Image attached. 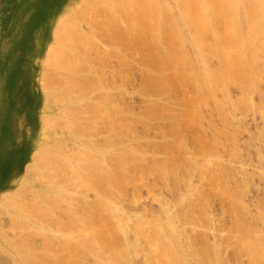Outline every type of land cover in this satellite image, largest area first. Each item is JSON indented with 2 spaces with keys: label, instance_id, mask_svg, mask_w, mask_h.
Here are the masks:
<instances>
[{
  "label": "rangeland",
  "instance_id": "obj_1",
  "mask_svg": "<svg viewBox=\"0 0 264 264\" xmlns=\"http://www.w3.org/2000/svg\"><path fill=\"white\" fill-rule=\"evenodd\" d=\"M98 1L101 2V0H95V2L92 0L94 4L91 3V5H94V11V8L91 9L92 7L88 6L90 4L86 5L90 0L87 2L86 0H0V264H78L80 261H82L80 262L81 264H98L96 256L91 255V258L85 252L83 258H78L80 253L78 248L80 245L82 247L85 245L84 250L86 252L92 249L94 245H101L103 240L107 244L118 248L117 251L128 248L121 234L117 232L118 230L115 231L116 218L107 216L108 213L103 210L106 208L97 209L93 207L96 211L95 213L93 212L92 206L97 201L96 197H94V191L91 190V186L84 185V181L82 184V180H77L79 184H75L76 179L71 181V175L73 173L70 174L72 171L69 168L67 170L68 164L64 162L66 158H70L69 155L71 152H73L72 154L75 153V155L74 157L71 155L73 158L70 159L75 161L76 150L81 151L76 149V137H74L75 133H72V129L74 131L77 130L76 132L78 133L80 129L81 131L85 129L83 132L88 133L90 129L92 130L94 128L92 131L94 133L98 132L95 138H97L96 141L98 140L100 145L104 141L102 138L106 137L103 133L105 129L108 130L110 126L114 127V125L118 129L115 130L118 133L115 132L117 135L114 132L111 134L109 131V134L113 135V137H110L114 141L113 144H116H112L114 146H112V149H114L115 156L119 158L120 163H125V169L120 171L121 167L119 165L121 164L115 156L113 157L116 163L112 164L113 167L109 165L112 168V174L115 173L112 175L114 182L117 183V186L120 183L119 185L124 190L121 188L119 190L122 192V197L121 194L118 195L119 191L116 184V191L113 185L111 189L115 191H112V194L114 192V198L112 199L113 201H110H115L116 204L119 203L117 206L121 209L120 213L123 218L126 214L125 217L129 221L128 232L130 233L131 230L133 232L135 231V234L130 233L131 236H129L131 237V239L129 238L130 241L133 239V243H129V247H133V250L136 251V255L138 256H134L136 257L134 258L135 264H264V57L259 58V60L257 59V62L254 63L255 73H257V76L261 75L262 77L258 76L260 80L255 87L249 88L250 86H247L248 88L245 87L243 89L241 84H237V82L232 83L231 81L227 84L228 86L217 90L214 94V96L216 95L215 97H210L205 92L202 95V91L200 93L199 87L197 88L198 85L195 79L190 78L189 80H184L180 77L178 79L172 77L173 74L175 76L176 74L178 76L182 74L184 72L183 68L182 71L178 69L179 67L171 68L172 70L170 71L167 68L168 70H164L163 72V69L166 68L162 67L163 69L161 68L160 70L159 67L158 69L153 64L154 59H156L154 58L155 56L168 57V46L165 48L164 41L167 42L168 40L173 41V38L176 39L172 33L173 37L170 33H167L166 28L162 29V32L166 30V34L161 33L163 35L165 34L164 37L168 38L169 35L171 36L169 37L170 39L165 38L164 41V37L162 38L161 36V39L160 36H157L160 34H157V30L155 31L157 38L153 34V39L144 37L146 34L143 32L144 29H140L143 32L142 35H139L141 33H139L140 30L138 31L137 28L134 29L135 32L138 31L137 34H133L134 36L129 34L131 32L128 34L124 33L123 29L126 30L128 26H131L129 24L131 20L128 23L129 18H126V16H129L127 15L129 12L127 11L126 13L125 10L127 6L124 7L125 11L121 8L123 10L122 12V10L119 11V7L113 6L118 0H114L115 2H112V0H102V5ZM110 1L113 4L112 6L114 8L116 7L117 12L111 6ZM161 1L164 2L165 0ZM167 1L173 6L174 11L176 9V13H172V17H170L171 13L167 15L169 18H173V15L175 17L181 9H177V2L175 0ZM106 2L107 5L109 3V7H107ZM172 2H174V5ZM165 3L167 4L166 1ZM165 3L162 5H165ZM79 4L81 5L80 7L78 6ZM104 5H106V9L103 8ZM162 5L160 7L156 5L158 10L161 9ZM110 7L115 12L110 11V14L109 12L107 13ZM139 7L143 9L145 6L143 8L142 6ZM150 7L147 6V10ZM153 7L157 11V7L155 8L154 5ZM103 9H105V13ZM140 9L138 8L134 12L138 11L139 13ZM144 9L143 13L140 10V14H147ZM153 9H149V12L152 13L153 11L154 13ZM128 10L130 11V8ZM161 10L166 9L163 7ZM119 12H122L120 14L121 16L118 15ZM131 12L134 16L132 10ZM168 12V10L164 11L165 14H169ZM106 13L107 15H105ZM112 13L114 17L118 15L115 19L111 17L115 22L109 17L112 16ZM138 13H135V20L140 15ZM158 13L165 15L161 11ZM179 13L178 17L182 19L181 12ZM132 14L130 13V15ZM149 15L150 13H148ZM142 16H139L142 18L140 22L145 20ZM69 17H73V20L76 21L75 23L78 26L81 24L79 27L82 28V30L78 28L80 29L77 30L78 32L73 31V40L68 37L70 39L67 41L70 43L69 45L72 44L74 46V49L78 45L79 49H77L81 50L80 52L83 54L82 59H85V63L81 64L84 66H82L83 71L81 73H75V75H82L81 77H83L86 74H91L87 75L86 78L84 76L83 80H81L82 82L78 80L81 83V87H79L82 88L80 90L78 87V89L82 93L87 94L88 86L84 89L85 91L87 90L86 92H83V86L85 84L87 85L90 81L89 84L93 83L94 80L96 81V84H94L95 82L93 83L94 85L105 84L104 86L106 87L107 84V86H111L105 89L102 86L103 90H98V92L93 91L94 93L89 89V92L92 94L87 95V100L73 102L72 108L73 105H76L75 107L77 109L79 106L78 110L81 112L79 113V118L77 115L78 110L74 109V107L73 109L77 111L76 113L74 110L72 112V108L69 106L71 105L70 103L56 106L49 102L50 99L47 102L49 88H46V85H44L46 81L43 82L44 84L42 83L43 80L50 79L49 77L51 76L53 78V76L66 75L63 73L64 70L61 67L62 70L59 67L56 68L58 65L53 66V61L50 60L53 64L50 66L49 63L48 65L47 62L49 59L47 55L49 52L48 48L50 49L52 44H57L55 34L59 26L61 27V20ZM79 17L81 19L83 17V20ZM164 17L160 16L158 18L164 22ZM125 18L128 20L127 23ZM161 18L163 19L161 20ZM169 18L167 17L168 21ZM170 20V23H172V19ZM168 21L165 23L167 24ZM175 21L176 19L173 24L177 27L178 25L175 24ZM179 21L177 20L176 22ZM223 21V26L219 25L220 27L218 26V29L224 27L226 21ZM87 22L90 23L87 25ZM106 23H110L111 25H107L113 27V30H110L111 27H108ZM170 23L168 27L165 25L172 32L174 25H171L173 27L171 29ZM182 23V21L179 22L180 26ZM113 24L116 25L115 28ZM104 27L108 32H106L107 30ZM118 29L123 33L119 32ZM95 30L97 31L95 32ZM99 31H101V34H99ZM75 32L81 38L75 36L77 35ZM83 32L87 35H84ZM151 32L149 33L148 31L147 33L151 35ZM186 32L187 37L192 38V34L189 33L191 31L186 29ZM97 33L98 37L96 38L95 35ZM115 33L119 36L117 34L115 35ZM103 34L104 36H102ZM109 34H111V37L114 36L111 38ZM122 34L126 35L124 36ZM209 35L208 37L211 40L213 37ZM206 36L207 33L205 34V38ZM105 37L110 38L107 39ZM143 37L152 39V41L150 42L149 39L144 40ZM158 37L162 40H160V46L158 45ZM154 40L158 42L157 45L153 43ZM118 41L120 45L117 43ZM172 41H168L174 43L168 49H170V52L176 53L171 48H174V45L177 44ZM96 42H98V46ZM143 42L145 43L144 45ZM75 43L77 44L75 45ZM67 45L66 43L63 44V48L74 52L72 50L73 46L70 49ZM190 45L191 41H188L183 46V51H181L186 52V56L188 53L187 57H192L194 55L193 52L195 53L193 46ZM102 51L106 53L105 57ZM77 53L79 52L77 51ZM73 54L71 55V59L73 58L74 61L75 57ZM193 57L190 59H193ZM45 58L48 60L45 61ZM68 58L66 59L68 60ZM218 61V58L211 60L210 65L215 66L212 68L216 69L219 67ZM85 65L87 71H85ZM87 65H90V68H87ZM47 70L48 72H46ZM164 73L166 76H164ZM169 74L171 75L170 77ZM157 75L159 76L157 78L159 80H162V78H170L171 81L169 80L168 86L166 85L164 87L162 85L164 83L156 79ZM78 77V79L81 78L80 76ZM87 77H90L89 80ZM96 77L100 78V83L97 82ZM151 78L155 79L153 80ZM85 79L88 81L85 82ZM122 84L123 96L120 94L122 92V88L120 87ZM169 86L172 88H168ZM65 88L63 87L64 90ZM119 89L121 91H119L120 93L118 92ZM109 90L114 94L112 93L111 95ZM106 91H109L108 94L110 93L109 95H111L108 97L113 96L112 101L111 98L107 100L103 97H96L102 96V92L105 93ZM99 92H101V95H98L100 94ZM89 97L91 99L93 97L94 99L91 100ZM214 99L220 102H217V104ZM99 100L101 103L104 102L101 104ZM94 104L96 105L94 106ZM68 106L71 109L67 108ZM91 106L95 108L92 110ZM106 106L119 107L117 109L120 110L121 108L124 113H118L119 111L115 109L117 111L115 112L116 116L114 114L113 117L114 120L116 119L115 122L110 118H99L97 109L104 111L103 107ZM99 107L102 108L100 109ZM62 108V112H58ZM66 108L67 110L69 109L68 112H71L72 115H68ZM89 109L91 111H87ZM93 111L94 113L96 112L97 118L94 117L95 114L92 113ZM64 112L67 113V116L65 114V116L62 115ZM73 113L77 118H75ZM91 113L92 115L94 114L93 117H91ZM81 114L83 115L81 116ZM84 114H86L87 119ZM48 117H53L57 120L52 118L56 122L51 121L53 125L57 124L56 126L54 125L55 127L53 125L46 126L45 122ZM64 118H67V120ZM71 119L76 121L80 119L78 124L73 125H77L76 127H70L72 122L76 123V121L71 122ZM42 120L45 121L43 122ZM107 120H112L114 125L108 126L106 124ZM97 121H99L100 125H96L98 123ZM57 122L60 123L58 124ZM79 122L83 123L84 126L81 123L80 126ZM118 123H120L119 127L122 123L124 125L122 124V127L119 128ZM105 125L108 127H104ZM88 128L90 129L88 130ZM69 130L72 133L71 135H69V132H66ZM81 131L80 133L82 134ZM39 148L40 150L47 151L49 165L55 169L53 175L59 178L57 181H61L63 178L64 180L62 181L68 186H65V188L71 191H75L77 188L80 192L83 190L82 193L77 192L78 195L73 192L74 196L72 195L73 193H70L72 195H69L71 201L78 200L77 202L74 201L75 204L70 203V201L69 203L72 204L70 206L67 203L68 201L65 202L66 204L64 201H59L58 203L55 202L56 204L51 203V206L49 205L47 207L48 210L44 208L46 206L36 205V195L33 193V189H39L40 186L38 187L36 183L40 178L45 180L44 178H47L46 176L48 174L44 177L43 175L45 173L41 172L43 170H40L39 167V171L37 170L36 173L41 172V174L37 173L31 177L33 174L31 172L33 171L28 173L26 167L28 164L35 163L33 158L36 150L38 151ZM57 149L58 151L61 150L63 154H59ZM65 149L66 151L68 150V155L65 154L67 153ZM70 149L76 150L74 152V150L71 151ZM56 151L61 158L57 159V155L54 153ZM95 151L99 156L102 153L101 148ZM79 153L82 154L83 152ZM114 153L110 155L112 156ZM63 157H65L63 160L64 164H60ZM182 157L183 159H181ZM101 163L103 164L104 162ZM59 164L61 165L60 167L62 165L66 166V170H64V167L60 169ZM104 164L107 165V163ZM113 168L116 170H113ZM62 170H64V173L70 170L71 172L66 175L69 176L70 174L71 177H64ZM50 176L49 179L51 178ZM38 177L40 178L38 179ZM52 178V182L53 180L55 182V177ZM41 179L40 181H42ZM69 183L70 185H68ZM77 184L78 187L76 186ZM70 186L77 188H73L72 190V188H69ZM31 188H33L32 192ZM46 188L49 189L51 186L48 185ZM68 189L67 191L64 190L66 196L69 192ZM86 189L88 192L85 191ZM68 197L66 200H69ZM110 197L112 198V195ZM115 198L118 203L114 200ZM68 204L70 207L66 206ZM75 214L77 215L75 216ZM92 216L94 217L92 218ZM108 217L110 218L108 219ZM90 221L95 223L96 227ZM104 223L111 225L108 227ZM168 224H171V226L167 228L169 226ZM136 231L139 232V236L136 235L138 234ZM117 234H120V236ZM166 237H173V239L168 241ZM99 238H101L100 242H98ZM135 239L136 241L139 240L138 244H136ZM88 247L92 248L89 249ZM103 248L105 249L104 252L107 251L108 253L107 257L110 258V250H107L109 248ZM113 251L116 250H112L111 253ZM103 254L105 255V253Z\"/></svg>",
  "mask_w": 264,
  "mask_h": 264
},
{
  "label": "bare ground",
  "instance_id": "obj_2",
  "mask_svg": "<svg viewBox=\"0 0 264 264\" xmlns=\"http://www.w3.org/2000/svg\"><path fill=\"white\" fill-rule=\"evenodd\" d=\"M88 0H86V2H87ZM94 2H95V0H93ZM117 1V0H116ZM165 1L167 2V4L165 3ZM164 2H160V0H118L117 2H115L114 0H112V2H115L114 4L115 5H113L112 4V2H111V6L113 5V6H116V7H119L118 9H119V11L120 10H124L125 8V6H127V9H125L126 10V13H127V11L129 12V14L127 13V15H129V16H126V18H129V21L126 19L125 21H126V23H127V21H128V23L130 22V20H131V22L129 23L131 26L129 27V29H128V27L126 28V27H124V28H126V30L125 29H123V31H124V33H129V32H131V33H129L130 35H133V34H137V32L140 30V29H144L143 30V32H145L144 34H145V36L144 37H150V38H154V37H156L157 38V36H160V38H161V36H162V38L165 36V32H166V30H167V33L169 34H173L174 35V37H176V39L175 38H173L174 40L172 41V40H168V41H172V42H175V44H177V45H174L173 47L174 48H171L172 50L174 49L175 50V52L176 53H172V51L170 52V49H168L169 48V46L171 47V44H174V43H170V42H166V41H164L165 40V38H167V37H164V39H163V41L165 42V44H164V46L166 45V47L165 48H167V46H168V48H167V50H168V57H167V55H166V53H165V56L167 57V58H163V57H154V58H156V59H154V66L156 67V68H160V70H161V68L163 67V68H166V69H163V72H164V70H168L169 69V71L170 70H172L171 68H178L180 71H182V68H183V73L182 74H180L179 76H178V74H176V72H175V74H176V76L174 75H172V77L174 78V77H176V79H178L179 77L180 78H183L184 80H189L190 78L191 79H195L196 80V84L198 85L197 86V88L199 87V89H200V93H201V91H202V95H203V93L205 92L206 94L208 93V95L210 96V97H215L214 96V94L217 92V90H220V89H223L225 86H228L227 84H229V82H231L232 81V83H235V82H237V84H241V86H243V89H245V87H249V88H251V87H255L258 83H259V80H260V78H258V76H260L261 77V75H258L257 76V73H255V71H254V67H255V64L254 63H256L257 61V59L259 60V58H261V57H264V0H175L176 2H177V9H181V11H179V12H181V18L182 19H180L179 17H178V14H180L178 11V13H177V15H175V17H174V15H173V18H169V16H167V15H170V13H171V15H170V17H172V13H176L175 11H176V9H175V11H174V8H173V6L170 4V2L168 3V1L167 0H165ZM169 1H172V0H169ZM174 1V0H173ZM94 2L92 3V0H90V2H87L86 3V5H88V4H90V5H88V6H91L90 8L91 9H93L94 8V5H91V3L92 4H94ZM99 2V1H98ZM160 2V3H159ZM82 3H84V2H82ZM82 3H81V5H82ZM101 3V5L103 4L102 3V0H101V2H99V4ZM116 3H118L117 5H116ZM165 3V5H162V4H164ZM173 3V5H174V2H172ZM98 4V3H97ZM98 4V5H99ZM158 6V7H160L161 5H162V7H161V9L163 8V7H165V9L166 10H168L169 12V14H165L164 13V11H166V10H161L160 8V10H158V7L156 6V5ZM80 4L78 5L79 7L81 6ZM96 5V4H95ZM106 5H107V2H106ZM106 5H104V7L103 8H105L106 9ZM108 5H109V3H108ZM107 5V7H109ZM135 5V6H134ZM153 5L155 6V8H156V10L157 11H155V9H153L154 7H153ZM77 6V5H76ZM112 6V7H113ZM121 6V7H120ZM130 6V7H129ZM132 6H134L133 8H134V10H136V9H140L141 7H139V6H142V8L145 6L146 7V9H144V11L147 13L146 15L144 14H140V10H142V12L141 13H143V9H140L139 10V13H138V11H135L134 12V10H133V8H131ZM147 6H151L149 9L150 10H154V13H153V11H152V13L151 12H149L150 10L148 9L147 10ZM112 7H110V10L109 11H107V13L109 12V14H110V11L112 12V11H116L117 9H116V7L114 8V10H112L113 8ZM130 8V11L128 10L129 8ZM153 7V8H152ZM84 8V7H83ZM89 8V9H90ZM112 8V9H111ZM122 8V9H121ZM175 8H176V6H175ZM76 9V8H75ZM88 9V10H89ZM90 9V10H91ZM98 9V8H97ZM96 9V10H97ZM105 9H103V11H104V13L106 12L105 11ZM170 9H172V10H170ZM81 10V9H80ZM89 10V11H90ZM99 10V9H98ZM108 10V9H107ZM123 10H122V12H123ZM124 10V11H125ZM131 10L133 11V13H134V16H133V14H132V12H131ZM87 11V10H86ZM88 11V12H89ZM92 11V10H91ZM90 11V12H91ZM94 11H95V8H94ZM114 11V12H115ZM148 11V12H147ZM163 12V14H165V15H162V13H158V12ZM170 11H172V12H170ZM113 12V13H114ZM117 12V11H116ZM121 12V13H122ZM138 13V15L139 16H142L143 17V19H145V20H142V22H140L141 21V19L142 18H140L139 16H137V20H135L136 19V15H135V13ZM144 12V13H145ZM95 13V12H94ZM100 13H102L101 11H100ZM107 13L105 14V15H107ZM112 13V16H109L110 17V19H111V17H112V19L114 18H116L118 15H120L121 13L119 12V14L117 15V16H115L114 17V14ZM125 13V12H124ZM130 13L132 14V15H130ZM148 13H150V15L148 16ZM87 14V13H86ZM89 14V13H88ZM115 14H117V13H115ZM155 15V16H153V15ZM80 15V14H79ZM95 15V14H94ZM103 15V14H102ZM76 16V15H75ZM89 16V15H88ZM121 16V15H120ZM146 16V17H145ZM157 16V17H156ZM160 16H165L164 17V19L163 18H161V20L163 19V21L164 22H162V21H160ZM180 16V15H179ZM65 17V16H64ZM63 17V18H64ZM71 17V16H70ZM65 18V19H62L61 20V22H60V25H61V27L59 26V30L57 29L56 31V43L57 44H52L51 46H50V49L48 48V50H49V52H48V55H47V58L49 59V61L51 60V61H53L54 62V64H53V62L51 63V61L49 62H47L48 63V65H49V63H50V66H51V64H53V66H56V65H58L56 68H62L63 70H64V72L63 73H65L66 75H59L58 77H54L53 76V78H52V76L51 77H49L50 79H47V80H43L42 81V83L44 82V81H46V83L44 84V85H46V88H49V92H47V97H48V99H47V102H48V100H49V102L50 103H52V104H54V105H58V106H60V105H63V104H71V105H69L70 107L72 106V103L73 102H76L77 100H79V101H82V100H87V95L89 94L90 95V93L91 92H98V90H100L101 91V89L103 90V87L102 86H104V85H94V84H96V81L94 80V84L93 83H91V84H89L90 82H88V84L86 85L85 84V82H87L88 80H89V78H88V80L86 81V79H85V82H84V88H83V92L85 91L84 89H85V87L87 88V86H88V91H87V94L85 93H82V91H80L82 88H80L81 87V83L78 81V80H83V77L85 76L84 74V76L83 77H81L82 75H75V73H81L82 71H83V69H82V66L83 65H81V64H84L85 63V59H82L83 58V54H81V50H78L79 48H78V45H77V47L75 46V49H74V46L71 44V45H69L70 43H68L67 41L71 38V40H73V37H72V32L73 31H77V30H80V29H78V28H81V27H79L75 22V20H73V17L72 18ZM103 17V16H102ZM134 17V18H133ZM145 17V18H144ZM159 17V18H158ZM167 17L169 18V21L167 20ZM177 17H178V19H177ZM80 18V17H79ZM89 18V17H88ZM100 18V17H99ZM108 18V17H107ZM123 18V17H122ZM81 19V18H80ZM79 19V20H80ZM90 19V18H89ZM97 19V18H96ZM111 19V20H112ZM170 19H172V23H170L171 22V20ZM176 19V21L178 20L179 21V19H180V21H182L183 23L181 24V26L183 25V27H181L180 26V24H179V22H176L175 21V24H177L178 26L176 27L174 24H173V22H174V20ZM73 20V21H72ZM81 20H83V17H82V19ZM92 20V19H91ZM90 20V21H91ZM108 20H109V18H108ZM110 20V21H111ZM119 21H120V19H118ZM134 20H135V22H134ZM168 21L167 22V24L165 23L166 21ZM224 20V21H223ZM86 21H87V19H86ZM103 21V20H102ZM113 21V20H112ZM122 21V20H121ZM222 21L223 22H225L226 21V23H224L225 25H224V29L223 28H220V29H218L220 26H223V24H222ZM78 22V21H77ZM84 23H86L85 21H83ZM113 22H115V21H113ZM72 23V24H71ZM88 23H90V22H87V25H88ZM111 23V22H110ZM110 23H106V25L107 24H110ZM117 24H118V22H116ZM120 23V22H119ZM170 23V28L172 27L171 25H174V28L172 29V32L170 31V30H168L167 29V27L169 26L168 24ZM91 24H93V23H91ZM112 24V23H111ZM110 24V25H111ZM167 25V27H166V25ZM69 25H72V26H69ZM101 25V24H100ZM103 26H106V25H104V24H102ZM114 25V24H113ZM119 25H121V24H119ZM163 25H165V27H163ZM220 25V26H219ZM98 26V25H97ZM96 26V27H97ZM108 27H111V26H109V25H107ZM219 26V27H218ZM116 27V25H114V28ZM123 27V26H122ZM153 27V29H151ZM155 27V28H154ZM163 27V28H162ZM61 28V29H60ZM89 29H90V27H88ZM92 28H94L93 26H92ZM105 28V27H104ZM137 28V32H135L134 31V29H136ZM164 28H166V30L164 31V32H162L163 30L162 29H164ZM169 28V29H170ZM128 29V30H127ZM146 29V30H145ZM186 29H188L189 31H191V32H189L190 34H192L191 35V37L192 38H188L187 37V32H186ZM209 29H210V31H209ZM221 29H223V30H221ZM81 30H82V28H81ZM91 30V29H90ZM93 30V29H92ZM105 30H107L106 28H105ZM110 30H113V27H111L110 28ZM115 30V29H114ZM120 29H118V31H119ZM122 30V29H121ZM151 30H152V32H151ZM157 30V31H156ZM162 30V31H161ZM193 30V31H192ZM222 32H221V31ZM94 31V30H93ZM97 30H95V32H96ZM116 31H117V28H116ZM127 31V32H126ZM149 31V33L151 32V35L149 34V33H147ZM157 32V34H159V35H157L156 34V32ZM169 31V32H168ZM78 32V31H77ZM82 32V31H81ZM101 31H99V34H101L100 33ZM106 32H108V30L106 31ZM110 33H111V31H109ZM119 32H122V31H119ZM119 32H117L118 34H119ZM133 32V33H132ZM143 32H141V30H140V32L139 33H141V34H139V35H142L143 34ZM154 32V33H153ZM84 33V32H83ZM94 33V32H93ZM113 33V32H112ZM117 33H115V35L117 34ZM123 33V32H122ZM161 33H165L164 35L163 34H161ZM207 33V36H206V38H205V34ZM211 33V34H210ZM75 34H77L76 32H75ZM106 34V33H105ZM108 34V33H107ZM117 34V36H119ZM153 34H155V36L153 35ZM167 34V35H168ZM172 34H171V36H172ZM210 34V35H209ZM74 35V34H73ZM82 35V34H81ZM84 35H87V34H85L84 33ZM98 35V33L95 35L96 36V38L98 37L97 36ZM122 35H124V34H122ZM126 35V34H125ZM124 35V36H125ZM146 35H148V36H146ZM157 35V36H156ZM208 35L210 36V37H213V38H211V40L209 39V37H208ZM212 35V36H211ZM75 36H78V37H80V35H75ZM102 36H104V34L102 35ZM106 36V35H105ZM109 36L111 37V34H109ZM114 36V35H113ZM112 36V37H113ZM123 36V37H124ZM134 36V35H133ZM152 36H154V37H152ZM170 35L168 36V38L167 39H170L169 37H171ZM68 37H70L69 39H68ZM101 37V36H100ZM109 37V38H110ZM111 37V38H112ZM135 37H137L136 35H135ZM142 37V36H141ZM140 37V38H141ZM143 37V38H144ZM173 37V36H172ZM207 37H208V40H207ZM81 38V37H80ZM87 38V37H86ZM104 38V37H103ZM105 38H107V37H105ZM109 38H107V39H109ZM120 38V37H119ZM128 38V37H127ZM126 38V39H127ZM129 38H130V36H129ZM134 38V37H133ZM161 38V39H162ZM77 39V38H76ZM75 39V40H76ZM123 39V38H122ZM138 39V38H137ZM148 40L149 38H144V40ZM152 39L150 40L149 39V41L151 42L152 41ZM158 39H159V37H158ZM161 39H159V43L157 42L158 40L157 39H155V40H157L156 42H155V40H154V44H156L157 45V43H158V45L160 44V40ZM74 40V41H75ZM80 40H82V39H80ZM104 40V39H103ZM114 40V39H113ZM118 40V39H117ZM124 40V39H123ZM129 40V39H128ZM78 41V40H77ZM149 41H147V42H149ZM162 41V40H161ZM188 41H191V45L193 46V48H194V51H195V53L193 52V59H190V58H192V57H187L188 56V53H187V56H186V52H181V51H183L182 49H183V46L184 45H186V43L188 42ZM70 42V41H69ZM100 42V41H99ZM104 42V41H103ZM121 42V41H120ZM146 42V41H145ZM68 44L67 46L68 47H70V49H71V47L73 48L72 50H74V52H70V51H68V49H65V48H63V44ZM117 43H119V41L117 42ZM124 43V42H123ZM161 43H163V42H161ZM168 45H167V44ZM77 43H75V45H76ZM78 44L80 45V43L78 42ZM82 44V43H81ZM85 45H86V43H84ZM87 44H89V43H87ZM95 44V43H94ZM96 44H97V46H98V42H96ZM101 44V43H100ZM145 43L143 42V45H144ZM170 44V45H169ZM189 44V43H188ZM110 45V44H109ZM115 45V44H114ZM119 45H120V43H119ZM121 45H124V44H121ZM190 45V46H191ZM87 46V45H86ZM118 46V45H117ZM125 46V45H124ZM123 46V47H124ZM142 46V45H141ZM148 46V45H147ZM160 46V45H159ZM65 47V46H64ZM81 47H82V45H81ZM151 47H153V46H151ZM78 48V49H77ZM92 48V47H91ZM175 48H177V49H175ZM186 48H188V47H186ZM191 48V47H190ZM189 48V49H190ZM82 49V48H81ZM84 49V48H83ZM88 49V48H87ZM99 49V48H98ZM123 49V48H122ZM122 49H120V50H122ZM86 50V49H85ZM85 50H83V51H85ZM95 50V49H94ZM107 50V49H106ZM115 50V49H114ZM166 50V49H165ZM173 50V51H174ZM192 50V49H191ZM77 51L79 52V53H77ZM100 51V50H99ZM105 51V50H104ZM193 51V50H192ZM86 52V51H85ZM87 52H88V50H87ZM89 52H90V49H89ZM92 52V51H91ZM103 52V51H102ZM177 52H179V53H177ZM71 53V54H70ZM74 53V54H73ZM84 53V52H83ZM100 54H101V52H99ZM104 53V52H103ZM70 54V55H69ZM73 54V56L75 57L74 58V61H73V58L71 59V55ZM108 54V53H107ZM116 54H118L117 52H116ZM190 54V53H189ZM88 55V54H87ZM103 55V54H102ZM119 55V54H118ZM91 57H92V55H90ZM97 56V55H96ZM106 56V53H104V57ZM158 56V55H157ZM160 56H162V55H160ZM260 56V57H259ZM69 57V58H68ZM258 57V58H257ZM47 58H45L46 60L45 61H47L48 59ZM66 58H68V60L66 59ZM86 58V57H85ZM213 58H218V62H219V67L218 68H212L213 66H211L210 64H211V60L213 59ZM70 59V60H69ZM122 59V58H121ZM92 60H93V58H92ZM215 60H217V59H215ZM86 61H87V59H86ZM263 61V60H262ZM88 62V61H87ZM46 63V62H45ZM92 63H93V61H92ZM91 63V64H92ZM212 64H213V62H212ZM218 64V63H217ZM260 64V63H259ZM263 64V63H262ZM93 65V64H92ZM258 65V64H257ZM46 66V65H45ZM90 66V65H89ZM88 65H87V68H90ZM217 66V65H216ZM261 66H263V65H261ZM84 67V66H83ZM215 67V66H214ZM45 68H48V67H45ZM50 68V67H49ZM55 68V69H56ZM60 68V69H61ZM158 68V69H159ZM168 68V69H167ZM52 69V68H51ZM61 69V70H62ZM92 69V68H91ZM88 70H90V69H88ZM176 70V69H175ZM55 71V70H54ZM58 71H59V69H58ZM85 71H87V69H86V65H85ZM159 71V70H158ZM169 71H166V72H169ZM186 71V72H185ZM259 71H260V69H259ZM261 71H262V69H261ZM46 72H48V70L46 71ZM53 72V71H52ZM161 72V71H160ZM165 72V73H166ZM263 72H264V69H263ZM92 73V72H91ZM165 73H164V76H166L165 75ZM261 73V72H260ZM90 74V73H89ZM89 74H86V76L87 75H89ZM91 75V74H90ZM163 75V74H162ZM56 76V75H55ZM61 76V78L63 77V76H66V77H63V78H66V79H61V78H59ZM78 76H80L81 78L80 79H78L79 77ZM86 76H85V78H86ZM171 75L169 74V77H170ZM182 76V77H181ZM264 76V75H263ZM95 77V76H94ZM94 77H93V79H94ZM153 77V76H152ZM155 77V76H154ZM160 77H162V76H160ZM45 78V77H44ZM46 78H47V76H46ZM157 78H159V76L157 75L156 76V79ZM262 78V77H261ZM92 79V78H91ZM90 79V80H91ZM96 79H97V82H99L100 83V78H98V77H96ZM151 79H153V78H151ZM155 79V78H154ZM153 79V80H154ZM161 79V78H160ZM175 79V78H174ZM173 79V80H174ZM264 79V78H263ZM157 80H159V79H157ZM156 80V81H157ZM170 80V78H162V80H159V81H162V83H164V84H162L164 87L167 85L168 86V83L171 81H169ZM194 80V81H195ZM262 80V79H261ZM82 82V81H81ZM154 82V81H153ZM176 82H179V81H176ZM102 83V82H101ZM124 83V82H123ZM160 83V82H159ZM166 83V84H165ZM174 83H175V80H174ZM42 84V85H43ZM93 84V85H92ZM172 84V83H171ZM43 85V86H44ZM65 86H66V88H65ZM80 86V87H79ZM171 86V85H170ZM168 87V88H172V87ZM179 86V85H178ZM241 86H240V88H241ZM63 87L65 88V90L63 89ZM78 87L80 88V90L78 89ZM98 87H100V89H98ZM108 87H111L110 85H108L107 86V84H106V87L104 86V89L105 88H108ZM121 88L123 87V84L120 86ZM119 87V88H120ZM175 87V86H174ZM239 87V86H238ZM247 87V88H248ZM77 88V89H76ZM161 88V87H160ZM167 88V89H168ZM65 91H63V90ZM89 89H90V91L91 92H89ZM176 89V88H175ZM62 90V91H61ZM76 90H78L77 92H75ZM164 90H165V88H164ZM198 90V89H197ZM251 90V89H250ZM80 91V92H79ZM85 91V92H86ZM110 91V90H109ZM109 91H106L105 93L104 92H102V96H96V95H94V96H96V97H103V98H106L107 100H110V98H111V101H112V97H108V96H111L112 95V93L113 92H111L110 91V93H111V95H109L108 94V92ZM120 91V89L118 90V92ZM122 91V92H121ZM119 93L120 94H122L121 96H123V94H124V91H123V88H122V90H121ZM93 92V93H94ZM253 92V91H252ZM59 93H61V94H59ZM100 94H98V95H101V92H99ZM197 93H198V91H197ZM223 93V92H222ZM92 94V93H91ZM114 94V93H113ZM116 94V93H115ZM119 95V94H118ZM218 95V94H217ZM207 96V95H206ZM205 96V97H206ZM90 98V97H89ZM91 99V98H90ZM94 98L92 97V99L91 100H93ZM98 99V98H97ZM105 99V100H106ZM103 100V99H102ZM221 100V99H220ZM100 101V100H99ZM111 101H110V103H111ZM115 101V100H114ZM189 101H190V99H189ZM214 101H215V99H214ZM90 101H88V103H89ZM104 102V101H103ZM102 102V103H103ZM107 102V101H106ZM123 102V101H122ZM216 103L217 102H220L219 100L218 101H215ZM222 102V101H221ZM85 103H86V101H85ZM96 103V102H95ZM100 103H101V101H100ZM101 103V104H102ZM108 103V102H107ZM116 103V102H115ZM89 104H91V102L89 103ZM97 104V103H96ZM96 104H94V106L96 105ZM105 104V103H104ZM112 105H113V103H111ZM218 104V103H217ZM235 104H236V102H235ZM80 105V104H79ZM88 105V104H87ZM92 105V104H91ZM97 105H99V104H97ZM108 105V104H107ZM222 106H223V104H221ZM67 107V108H69V109H71L70 107ZM76 106V105H75ZM74 105H73V108L75 107ZM93 106V105H92ZM91 106V107H92ZM51 107H53V106H51ZM66 107V106H65ZM65 107H63V108H65ZM80 107H82V108H84L83 106H80ZM90 107V106H89ZM97 107V106H96ZM107 107V108H106ZM106 107H103V109H104V111H102V107L100 108L101 110L99 111V109H97L98 111H97V115H99V118H107V119H113V117H114V114H115V116H116V113L115 112H117L116 110H118L117 108H119V107H117L116 108V106L115 107H113V106H106ZM108 107H109V109H108ZM112 107V108H111ZM122 107V106H121ZM63 108L61 109V111H58V112H62V110H63ZM67 108H66V110H67ZM71 109L72 110V112H73V110L74 109H77V107H75L74 109ZM93 108H95V107H92V110H93ZM106 108V109H105ZM69 109L67 110V112L69 111ZM78 109H79V106H78ZM77 109V110H78ZM116 109V110H115ZM220 109V108H219ZM60 110V109H59ZM76 110V111H77ZM85 110V109H84ZM83 110V111H84ZM64 111H65V109H64ZM76 111L74 110V112L76 113ZM79 111V112H78ZM77 111V115H78V118H79V116H80V114L79 113H81L80 112V110H78ZM82 111V110H81ZM87 111H91L90 109L89 110H87ZM101 111H102V113H101ZM119 112L118 113H124V111L120 108V110H118ZM197 112H199V111H197ZM90 113V112H89ZM92 113H94V111L92 112ZM92 113L90 114V115H92ZM96 113V112H95ZM94 113V114H95ZM66 115L67 116V113H62V115ZM72 115L71 114V112H68V115ZM94 114L91 116V117H93L94 116ZM64 115V116H65ZM73 115L75 116V118H77L76 117V115L73 113ZM83 114H81V116H82ZM85 116H86V114H84ZM96 114H95V118H97L96 116H97ZM55 116V115H54ZM53 116V117H54ZM60 116V115H59ZM59 116H58V118H59ZM102 116V117H101ZM52 117V118H53ZM69 117V116H68ZM121 117V116H120ZM196 117H197V115H196ZM199 117H200V115H199ZM45 118H47V117H45ZM50 117H48V119L46 120V126H48L49 127V125L51 126V125H53L52 124V122H56L57 120L56 119H54V118H56V117H54L53 119L54 120H56V121H53L52 120V118H50ZM69 118H72V117H69ZM74 118V119H75ZM81 118V117H80ZM86 119H87V116L85 117ZM89 118V117H88ZM125 118V117H124ZM44 119V118H43ZM64 119H66L67 120V118H64ZM89 119H91V118H89ZM94 119V118H93ZM121 119V118H120ZM119 119V120H120ZM80 120V119H79ZM78 120V121H79ZM114 120V119H113ZM116 120V119H115ZM115 120H114V122H115ZM119 120H117V121H119ZM122 120V119H121ZM120 120V121H121ZM186 120V119H185ZM199 120V119H198ZM43 122L45 121V120H42ZM52 121V122H51ZM68 121H70L69 119H68ZM72 121H76V120H73V119H71V122ZM78 121H76V123L74 122H72L71 124H70V127L71 128H73V127H76V126H73L74 124H78ZM104 121V120H103ZM106 121V120H105ZM112 120H107V123L106 124H108V126L109 125H114V122L112 123L111 122ZM116 121V122H117ZM194 121V120H193ZM192 121V122H193ZM49 122V123H48ZM62 122V121H61ZM98 123H99V121H97ZM58 124L60 123V122H57ZM81 122H79V125L81 126V124H83V123H81ZM84 123H86L85 121H84ZM95 123H96V121H95ZM96 124V125H100V123L99 124ZM191 123V122H190ZM194 123V122H193ZM92 124H94V123H92ZM91 124V125H92ZM119 124L120 123H118V127H119ZM123 124V123H122ZM121 124V125H122ZM55 125V124H54ZM53 125V126H54ZM57 125V124H56ZM55 125V126H56ZM79 125H78V127H79ZM89 125H90V122H89ZM95 125V126H96ZM120 125V127H122ZM124 125V124H123ZM54 126V127H55ZM73 126V127H72ZM82 126H84V124L82 125ZM86 126H87V124H86ZM94 126V125H93ZM102 126H103V124H102ZM107 126V127H108ZM88 127V126H87ZM104 127H106V125L104 126ZM106 127V128H107ZM116 126L114 125V127H112V126H110L109 127V129L107 130V129H105V131L103 132L105 135H106V137H103L102 139L104 140V141H102L103 143L102 144H100L99 145V141L97 142L96 141V139L97 138H95L96 137V135H97V133H94L92 130L94 129H90V128H88V130L90 129V132H88V133H85V132H83V131H85V127L82 129L83 131H81V129H80V131L82 132V134L80 133V131H79V133L78 132H76V131H74V129H72L71 131H72V133L74 134V137H76V141H75V144H76V146H77V148L76 149H79V150H81V151H78V150H76L77 152H76V156H75V161L74 160H71L73 157H74V155H75V153L74 154H72L73 152H71V154L69 155L70 156V158H66L65 159V157H63V159H62V161H60V164H64L63 163V160L65 159V161L64 162H67V164H68V166H67V170H68V168L69 169H71V171L69 170V172H67V173H70V174H72L71 176H70V174H69V176H67L68 174L67 173H64V170H66L65 168H66V166H64V165H62V167H60L61 165L59 164L58 166L60 167V169L61 168H63L64 167V170H62L63 171V173H64V177H71L70 179H71V181H73V180H75L76 182H75V184L76 183H78L79 184V182H77V180L78 181H81V183L83 182L84 183V185L85 184H87L86 186H91V190L92 191H94V197H96V199H97V201L95 202V204L92 206V208L93 207H95V208H97V209H102V208H106V209H103L104 211H106L107 213H108V215L107 216H110V217H113V218H116V221H115V224H116V230L115 231H117V232H119L120 234H121V236L123 237V239H124V241H125V243H127V245H128V248H126L125 250H121V251H117L118 250V248H116V247H113L112 245H109V244H107L104 240L102 241V244L101 245H94L93 246V248L92 247H88L89 249L90 248H92V249H90V250H88L87 252L84 250V247H85V245L82 247L81 245H80V247L78 248V250H80V253H79V255H78V258L79 257H81V258H83V254H84V252L87 254V256H89L90 255V257H91V255H93V256H96V260L98 261V264H135V259L134 258H136V257H134L135 255H136V251L135 250H133V247H129V243H133V239H132V241H130V239H131V237H129V236H131V234L130 233H134L133 232V230H131L130 231V229H129V231H130V233L128 232V223H129V221H128V219H126V214H125V216H124V218L122 217V214L120 213L121 212V209L117 206V205H119V203L117 202V200H116V198L114 199V200H116V202L118 203V204H116L115 203V201L114 202H112L113 200V198H114V192L117 190V188H118V191L119 190H124L123 188H121V185H119L118 184V186H117V183H115L114 182V179H113V176L112 175H114L115 173H113L112 174V168L110 167V165H112V164H115L116 163V160H115V158L113 157V156H115L116 154L114 153V149H112L114 146L113 145H116V144H113L114 143V141L113 140H111V138L110 137H113V135H111L113 132H114V134H116V133H118V132H116L115 130H118L117 128H115ZM119 127V128H120ZM124 127V126H123ZM64 128H65V126H64ZM68 128H69V125H68ZM70 128V129H71ZM51 129H52V127H51ZM54 129V128H53ZM66 129V128H65ZM77 129V128H76ZM97 129H98V127H97ZM99 129H100V126H99ZM47 130H49V129H47ZM87 130V129H86ZM127 130V129H126ZM50 131V130H49ZM70 130L69 131H66L67 133L69 132H71ZM99 131V130H98ZM101 131V130H100ZM109 131L111 132V134H109ZM120 131V130H119ZM56 132V131H55ZM58 132V131H57ZM116 132V133H115ZM72 133H70L69 135H71ZM84 133V134H83ZM100 134H102L101 132H99ZM121 133V132H120ZM104 134H102V135H104ZM99 135V134H98ZM117 135V134H116ZM117 138V137H116ZM115 139V138H114ZM65 140H67V139H65ZM62 141V140H61ZM70 141V140H69ZM123 141V140H122ZM64 143V142H63ZM74 143V142H73ZM101 143V142H100ZM57 144H58V142H57ZM67 144V143H66ZM71 144V143H70ZM74 144V145H75ZM113 144V145H112ZM58 145H60V144H58ZM63 146V145H62ZM113 146V147H112ZM126 146V145H125ZM181 146H183V145H181ZM40 147V146H39ZM70 147V146H69ZM74 147V146H73ZM122 147V146H121ZM61 148V147H60ZM98 148H101L102 149V153H100V156L96 153V149L98 150ZM63 149V148H62ZM119 149H121V148H119ZM204 149V148H203ZM68 150H69V148H68ZM68 150L66 151V149H65V151L67 152V153H65V154H67L68 155ZM71 150V149H70ZM74 149H72L71 151H73ZM75 150H74V152H75ZM123 150V149H122ZM57 151H58V149H57ZM57 151L56 152H54L57 156V159H59V158H61L60 157V155L59 154H63L62 153V151L61 150H59L58 151V153L59 154H57ZM118 151V150H117ZM79 152H83L82 154H80ZM119 152V151H118ZM122 152V151H121ZM120 152V153H121ZM78 153V154H77ZM114 153V155H110V154H113ZM117 153V152H116ZM124 153H126V152H124ZM130 153V152H129ZM144 153H146V152H144ZM143 153V154H144ZM65 154H64V156H65ZM80 154V155H79ZM71 155L73 156V157H71ZM77 155H78V157H77ZM118 155V154H117ZM131 155V154H130ZM136 155V154H135ZM68 156V157H69ZM67 157V156H66ZM76 157H77V159H76ZM99 157H100V159H99ZM116 157V156H115ZM123 157V156H122ZM129 157V156H128ZM127 157V158H128ZM140 157V156H139ZM184 157V156H183ZM183 157L181 158V159H183ZM132 158H133V156H132ZM173 158V157H172ZM34 161H35V163H33V164H28L27 165V167H26V171L28 172V173H30L31 171H33V172H31V173H33L32 175H31V177L34 175H36L37 173H39V172H37L36 173V171L38 170V168L40 167V170H43V171H41V172H44L45 174L43 175L44 177H45V175H47L46 177L47 178H44V177H42V176H40V175H38V176H40V177H42V178H44L45 180H42L40 177H38V179L40 178L42 181H40V179H39V181L36 183L37 184V186L39 187V189H33V188H31V192H32V189H33V193L36 195V205L37 206H39V205H43L42 207H44V206H46V207H44L45 209L51 204V203H58L59 201H61V202H63L64 201V203L66 202V201H68L67 203H69L71 200L69 199L70 198V196L69 195H71L70 193H75L76 195H78L77 194V192H80V191H78V184L76 185L77 187H71L72 185H73V183H71L72 185L69 187L70 189L72 188V190H73V188L74 189H76L75 191H71V190H69L68 188H65V186H67V184L65 185V183L62 181V180H64L63 178H62V183L64 184H62L61 183V181H57V179L59 180V178H58V176L56 177L55 175H53V173L55 172V169H53L50 165H49V162H48V158H47V151L46 150H43V149H41L40 150V148H39V150L37 151L36 150V153H35V155H34ZM101 159H102V161H101ZM116 159H118L117 161L120 163V161H119V158H117L116 157ZM134 159V158H133ZM136 159V158H135ZM138 159V158H137ZM180 159V160H181ZM61 160V159H60ZM139 160H140V158H139ZM148 160V159H147ZM188 160V159H187ZM32 161V160H31ZM57 161H59V160H57ZM100 161V162H99ZM126 161V160H125ZM135 161V160H134ZM62 162V163H61ZM101 162H104V163H107V165L106 164H102ZM121 162H123V160H121ZM144 162V161H143ZM181 162H183L182 160H181ZM184 162H185V160H184ZM190 162V161H189ZM31 163V162H30ZM202 163V162H201ZM200 163V164H201ZM66 164V163H65ZM110 164V165H109ZM121 165H119V167H121L120 168V171H122V170H124L125 169V166H124V164H122V163H120ZM134 164V163H133ZM184 164V163H183ZM185 164H187V163H185ZM193 164V163H192ZM199 164V165H200ZM188 165H190V164H188ZM203 165V164H202ZM129 166V165H128ZM162 166V165H161ZM184 166H186V165H184ZM58 167V168H59ZM112 167H113V165H112ZM127 167V166H126ZM136 167V166H135ZM200 167V166H199ZM129 168V167H128ZM139 168V167H138ZM204 168V167H203ZM206 168V167H205ZM115 168H113V170H114ZM146 169H148V168H146ZM199 169V168H198ZM116 170V169H115ZM166 170V169H165ZM201 170H203L202 168H201ZM205 171H206V169H204ZM39 171V170H38ZM54 171V172H53ZM118 171V170H117ZM128 171V170H127ZM146 171V170H145ZM204 171V172H205ZM207 171H208V169H207ZM41 172L39 173V174H41ZM51 172V173H50ZM56 172H57V170H56ZM66 172V171H65ZM77 172V173H76ZM120 173V172H119ZM124 173V172H123ZM131 173V172H130ZM206 173V172H205ZM209 173V172H208ZM53 176H52V175ZM67 174V175H66ZM117 175H118V173H116ZM127 174V173H126ZM51 175V176H50ZM57 175V174H56ZM206 175V174H205ZM49 176L52 178V177H55L54 179L56 180L55 182H54V180H53V182H52V180H51V178L49 179ZM66 177V178H67ZM117 177V176H116ZM115 177V178H116ZM36 178H37V176H36ZM35 178V180H37ZM88 181H86L85 179ZM184 178H186V177H184ZM47 179H49L48 181H47ZM53 179V178H52ZM61 179V178H60ZM84 179V180H83ZM136 179V178H135ZM186 180V179H185ZM43 181H44V183H47V184H44L43 183ZM49 181H51V182H49ZM86 181V182H85ZM116 181V180H115ZM41 182V183H40ZM49 182V183H48ZM118 182V181H117ZM121 182V181H120ZM82 183V184H83ZM90 183H91V185H90ZM74 184V185H75ZM115 184H116V186H117V188H115L116 186H115ZM51 186V188H49V189H45V187L46 186ZM55 185V186H54ZM68 185H70V183L68 184ZM84 185H82V186H84ZM114 185V189H115V191L113 190V189H111L112 188V186ZM120 186V187H119ZM68 187V186H67ZM79 187H81L80 185H79ZM88 188V187H87ZM121 188V189H120ZM67 189L69 190V192H68V195L66 196L65 194L66 193H64V190H66L67 191ZM83 189H85V188H83ZM90 189V188H89ZM85 191H87L88 192V190L86 189ZM112 191H114L113 192V194H112ZM82 192H83V190H82ZM82 192H80V193H82ZM124 192V191H123ZM74 193L72 194L73 196H74ZM79 193V194H80ZM90 193H91V191H90ZM122 192H118V195L119 194H121ZM16 194V193H15ZM93 194V193H92ZM71 195V196H72ZM112 195V198L110 197ZM117 195V194H116ZM69 196V197H68ZM121 196L123 197V195L121 194ZM120 196V197H121ZM39 197H41V198H39ZM52 197V198H51ZM67 197H68V199L69 200H66L67 199ZM111 199H110V198ZM95 199V200H96ZM110 200H112V201H110ZM119 200V199H118ZM121 200H122V198H121ZM54 201V202H53ZM73 201V202H72ZM70 203H74L75 204V202L74 201H78L77 199L76 200H72ZM84 201V200H83ZM86 201V200H85ZM92 201H94V200H92ZM123 201V200H122ZM121 201V202H122ZM60 202V203H61ZM55 203V204H56ZM69 203V204H70ZM92 203V202H91ZM94 203V202H93ZM108 203H112V204H108ZM66 204V203H65ZM69 204L68 205H66L67 207L69 206ZM72 204H70V206L72 205ZM87 204V203H86ZM90 204V203H89ZM63 205V204H62ZM91 205V204H90ZM51 206V205H50ZM54 206V205H53ZM61 206V205H60ZM69 206V207H70ZM162 207H164V206H162ZM44 208H42L43 210H44ZM52 208V207H51ZM90 208H91V206H90ZM90 208H89V210H90ZM91 208V209H92ZM95 208H93V212L95 213L96 211H95ZM165 209V208H164ZM47 210H48V208H47ZM46 210V211H47ZM49 210H50V208H49ZM127 212V211H126ZM77 213V212H76ZM79 213V212H78ZM77 214H75V216H76ZM133 215V214H132ZM168 215H169V213H168ZM79 216V215H78ZM102 216V215H101ZM166 216V215H165ZM80 217V216H79ZM94 216H92V218H93ZM110 217H108V219L110 218ZM129 217H130V215H129ZM128 217V218H129ZM83 218V217H82ZM107 219V220H108ZM81 220V219H80ZM80 220H79V222H80ZM90 222H92V221H90ZM108 222H110V221H108ZM133 222V221H132ZM86 223V222H85ZM93 223V222H92ZM84 224V223H83ZM94 225H95V223H93ZM108 225L107 223H104V225ZM105 225V226H106ZM111 225V224H110ZM110 225H108V227H110ZM169 226H167V228L168 227H170L171 226V224H168ZM161 226V225H160ZM95 227H96V225H95ZM95 227L93 226V228L95 229ZM131 227V226H130ZM162 227H163V225H162ZM100 228V227H99ZM106 228V227H105ZM94 229H93V231H94ZM107 229V228H106ZM133 229V228H132ZM166 229V228H165ZM97 230V229H96ZM139 230V229H138ZM100 231V230H99ZM141 231V230H140ZM95 232V231H94ZM127 232H128V234H127ZM136 232H138V231H136ZM97 233V232H96ZM114 234H115V232H113ZM120 234H117V235H119L120 236ZM130 234V235H129ZM135 234V233H134ZM136 235H138L139 236V232H138V234H136ZM134 237H135V235H134ZM130 238V239H129ZM165 238V237H164ZM167 239L166 240H168V241H171L172 239H173V237H166ZM137 239V238H136ZM136 239H135V242H136V244H138L139 242V240L138 241H136ZM100 240H101V238H99V240H98V242H100ZM165 240V241H166ZM167 241V242H168ZM97 242V243H98ZM173 242V241H172ZM84 243V242H83ZM83 243H82V245H83ZM171 243V242H170ZM85 244V243H84ZM172 244V243H171ZM173 245V244H172ZM103 247H105V248H109V249H107V250H110V254H111V257L109 258V257H107V251H105L104 252V248ZM87 248V249H88ZM112 250H116V251H113L112 253H111V251ZM103 253H105V255L103 254ZM89 254V255H88ZM137 254H139V253H137ZM174 255V254H173ZM105 256V257H104ZM110 256V255H109ZM137 256V255H136ZM138 257V256H137ZM30 258V257H29ZM92 258V257H91ZM94 258V257H93ZM173 258H174V256H173ZM176 259V258H175ZM183 260V259H182ZM195 260H196V258H195ZM95 261V260H94ZM137 261V260H136ZM176 261V260H175ZM180 261H181V259H180ZM80 262H82V261H80ZM79 262V263H80ZM196 262H197V260H196ZM78 263V264H79ZM97 263V262H96ZM179 263V262H178ZM81 264V263H80Z\"/></svg>",
  "mask_w": 264,
  "mask_h": 264
}]
</instances>
